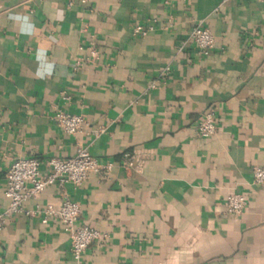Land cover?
<instances>
[{
	"label": "crops",
	"instance_id": "0c3cea01",
	"mask_svg": "<svg viewBox=\"0 0 264 264\" xmlns=\"http://www.w3.org/2000/svg\"><path fill=\"white\" fill-rule=\"evenodd\" d=\"M136 24L154 28L134 37ZM196 24L214 35L208 55L190 40ZM59 109L90 129L65 133ZM208 110L217 131L201 138ZM79 147L113 162L108 177L51 184L24 208L78 202V223L106 235L83 264H264V185L252 174L264 164V0H0V212L14 160L37 157L45 175ZM128 152L138 168L122 165ZM232 191L248 199L238 215L225 210ZM0 264H75L68 227L13 214Z\"/></svg>",
	"mask_w": 264,
	"mask_h": 264
},
{
	"label": "built area",
	"instance_id": "2783aa9c",
	"mask_svg": "<svg viewBox=\"0 0 264 264\" xmlns=\"http://www.w3.org/2000/svg\"><path fill=\"white\" fill-rule=\"evenodd\" d=\"M153 24H136L132 29V35L145 36L152 29ZM190 40L195 45L198 53L208 55L214 47L215 38L212 32L201 24H196L191 28ZM92 57L97 56L98 51L94 46L90 47ZM79 65L82 63L79 62ZM169 68H167V71ZM152 83L151 86H155ZM54 121L69 135H77L90 129V122L81 114H72L63 110H57L53 115ZM105 131L103 126H97L90 131L94 136H99ZM217 131L216 118L213 110L204 113L196 126V133L201 138H207ZM142 156L137 152L125 153L122 165L126 169L138 168L142 163ZM42 161L37 157H20L12 162L6 172L5 194L9 199L8 208L0 212V234L3 231L7 219L13 214L26 213L34 216L38 213L42 215V222L47 223L50 217H57L65 224L70 232V248L75 260V264H83V253L94 241H101L106 238L98 229L79 224L81 205L69 198H66L59 208L53 205H37L33 210L24 208V203L32 198H36L47 186L51 184H73L78 187L91 174H101L102 178H107L113 168V162H101L93 156L87 148L79 147L72 157H53L46 161L49 172L40 174ZM253 180L255 184L264 185V164L256 165L252 168ZM247 196L240 191L228 193L225 199V210L227 214L238 215L246 208Z\"/></svg>",
	"mask_w": 264,
	"mask_h": 264
}]
</instances>
